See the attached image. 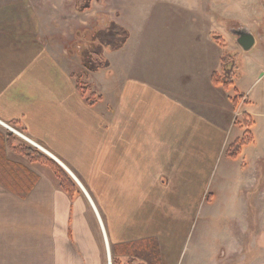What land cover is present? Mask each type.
Masks as SVG:
<instances>
[{"label":"crops","instance_id":"obj_1","mask_svg":"<svg viewBox=\"0 0 264 264\" xmlns=\"http://www.w3.org/2000/svg\"><path fill=\"white\" fill-rule=\"evenodd\" d=\"M221 1H180L179 45H166L163 38L151 44L146 35L136 41L130 33L123 50L104 54L110 67L85 80L86 98L89 93L96 98L90 106L78 89L75 57H66L58 43L66 33L52 34L51 18L56 28L65 26L46 11L56 7L39 0H0V203H32L35 216L49 219L50 264H105L106 236L114 264H180L185 229L228 149L226 138L242 104L213 80L228 51H243L227 26L248 28L254 48L264 39V0H230L224 6ZM122 10L115 8L104 20L129 31ZM94 16L80 23L85 29L76 32L73 44L90 39L93 28L99 31L105 17ZM123 54H137L136 65L119 63ZM246 116L255 127L262 115ZM124 119L149 127L139 155L134 131L121 129ZM105 124L120 131L115 132L119 142L128 139V155H138L144 170L133 210L124 216L112 212L119 210V190L98 174L89 177L85 147L77 148L87 142L90 129L103 136ZM53 166L73 180L72 198ZM162 180L168 183L161 185ZM160 201L168 207L161 213Z\"/></svg>","mask_w":264,"mask_h":264},{"label":"rangeland","instance_id":"obj_2","mask_svg":"<svg viewBox=\"0 0 264 264\" xmlns=\"http://www.w3.org/2000/svg\"><path fill=\"white\" fill-rule=\"evenodd\" d=\"M39 1L49 8L55 6L56 10L46 8V11L54 13L57 22H65V26L56 28L55 25L53 26L54 18H51V31L53 35L54 32L66 33L65 36L58 37V43H61L68 52L66 57L68 55L75 57L74 70L75 72L77 69L80 70L75 76L83 83L95 73H88L87 66V70L82 67L81 56L86 55L93 60L94 64L89 65L91 67L105 62L104 54L108 51L94 39L108 27L111 21L108 20L110 23L106 24L105 20L113 17L114 9L120 6L123 8L124 23L131 34L134 32L136 41L146 35L149 37L146 40H152L151 44L163 38L166 45H179L181 0ZM221 2L224 6L225 3L229 4L230 0ZM50 3L54 4L49 5ZM84 3L91 4L92 9L83 13L79 8ZM232 11L234 14L240 13V9L232 8ZM94 14V18L101 15L100 18L98 17L100 20L105 17L104 23L98 22L99 31L93 28L90 39L85 38L79 45L73 44L76 41V32L85 29L80 23L92 18ZM119 15L117 13V16ZM173 22L176 25L172 24ZM163 23L169 24L166 26ZM91 24L93 23L88 25ZM239 26L238 23H233L227 26V30H235ZM58 48L61 49L59 44ZM131 50L134 48L132 47ZM101 51L102 57H100ZM227 55L221 73L217 76L222 78V81H231L228 90L235 97L234 103L242 102V104L226 138V143H229L228 149L218 161L211 179L207 181L197 212L185 229L180 244V264H264V77L260 78L264 67V39L249 52L228 51ZM137 58V54L129 57L123 54L118 62L126 67L134 66ZM108 65L110 67L109 62ZM108 68L106 67L105 70ZM85 73H88L87 79ZM244 98L254 102L253 105L244 103ZM247 113L262 115L258 117L255 127L252 118L248 121ZM120 126L121 129L134 131V145L139 148V155L147 145L148 135H144L143 132L149 127L141 123L133 124L127 119L121 120ZM91 131L90 129L87 142L84 140L77 147H85L86 151L82 150L86 152L83 159L85 171L89 177L98 174L104 182L107 181L108 185L115 186L119 190L120 193L116 190L120 198L119 210L112 212L117 216L127 215L133 210L135 203L136 181L144 173V170L138 167L141 158L138 155L131 157L128 155V139L119 142L118 135L115 134L120 131H114L107 124L104 125L103 136L94 135ZM232 145V149L236 145H240L241 148L239 157L233 160L228 156V150ZM82 151L79 153H84ZM110 151L112 152L109 153ZM78 158L80 159V156ZM256 164L259 165L258 170L254 168ZM256 174L259 176L257 180ZM252 180L255 182L253 183ZM165 182L166 180H162L160 184L168 183ZM57 187L59 188V185ZM2 205L0 203V231L2 228L4 230L0 233V243H2L0 264H50L49 246L52 238L49 219L41 217L39 212L35 216L33 208H30L32 203L6 202ZM157 208L160 213L168 209L162 201L158 202ZM35 231L39 233H34ZM112 255L111 250L113 264ZM105 264H109L107 249H105Z\"/></svg>","mask_w":264,"mask_h":264},{"label":"trees","instance_id":"obj_3","mask_svg":"<svg viewBox=\"0 0 264 264\" xmlns=\"http://www.w3.org/2000/svg\"><path fill=\"white\" fill-rule=\"evenodd\" d=\"M84 4L81 5V7L79 8L83 13L85 11H89L92 9L91 4L89 3L85 5ZM129 39H130V32L128 30L124 29L123 27L117 25L114 22H111L105 30L101 31L99 34L96 35L94 41H97L101 45V47L105 48L108 52H113V51L123 50L126 47ZM83 57H86L84 58L85 61ZM100 57H102V51L100 53ZM81 58H82L81 65L86 70L88 68L87 70L88 73L90 72L97 73L99 71L105 70L106 67L107 68L109 67L107 59H105V62H104L105 64L101 62L91 67L89 65L90 64L93 65L94 63H93V60L90 59V57L83 55L81 56ZM87 74L85 73V79H87ZM77 79L79 78L77 77ZM221 79L222 78L216 75L213 76L214 83H216L217 85H222L224 88L228 89V87L232 84L231 81L230 80L222 81ZM77 85H78V89L82 92L83 97L86 98L85 93L90 90V86H87L86 83H83L80 80H77ZM240 97L242 98L243 96H240ZM85 101L90 106H92L95 103V99L92 95L88 96L85 99ZM246 142L249 143L248 140H246ZM232 147L233 145L228 150V156L232 159H236L239 156V153L241 152V148H240V145H236L234 149H232ZM41 161L47 162L48 165L50 166L49 161H47L44 156H41ZM53 169L56 172L58 179L60 180V186L62 190L66 194H68L70 198H72L73 197L72 192L75 190V184L73 180L58 166L57 167L53 166ZM113 264H114V261H113Z\"/></svg>","mask_w":264,"mask_h":264},{"label":"water","instance_id":"obj_4","mask_svg":"<svg viewBox=\"0 0 264 264\" xmlns=\"http://www.w3.org/2000/svg\"><path fill=\"white\" fill-rule=\"evenodd\" d=\"M232 34L234 37L237 38V43L244 52H249L252 50V48H254L256 44V39L248 28H240L232 32ZM260 78H262V76Z\"/></svg>","mask_w":264,"mask_h":264},{"label":"bare ground","instance_id":"obj_5","mask_svg":"<svg viewBox=\"0 0 264 264\" xmlns=\"http://www.w3.org/2000/svg\"><path fill=\"white\" fill-rule=\"evenodd\" d=\"M87 194V193H86ZM105 241H106V246H107V255H108V260H109V264L112 262L111 260V252H110V247H109V245H108V241H107V236H106V239H105Z\"/></svg>","mask_w":264,"mask_h":264},{"label":"flooded vegetation","instance_id":"obj_6","mask_svg":"<svg viewBox=\"0 0 264 264\" xmlns=\"http://www.w3.org/2000/svg\"><path fill=\"white\" fill-rule=\"evenodd\" d=\"M239 28H240V26H239V27H236L235 30L230 29V31H231V32H232V31H236V30H238Z\"/></svg>","mask_w":264,"mask_h":264},{"label":"built area","instance_id":"obj_7","mask_svg":"<svg viewBox=\"0 0 264 264\" xmlns=\"http://www.w3.org/2000/svg\"><path fill=\"white\" fill-rule=\"evenodd\" d=\"M11 130H13V129L11 128ZM13 131L16 132L15 130H13ZM20 136H21V135H20ZM23 138L26 139L24 136H23ZM38 148H39V147H38ZM110 264H112V262H111Z\"/></svg>","mask_w":264,"mask_h":264}]
</instances>
